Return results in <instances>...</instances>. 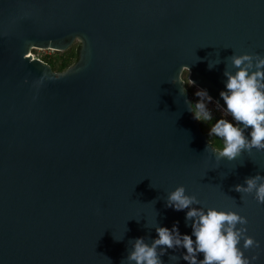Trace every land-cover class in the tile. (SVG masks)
<instances>
[{"label": "water", "instance_id": "obj_1", "mask_svg": "<svg viewBox=\"0 0 264 264\" xmlns=\"http://www.w3.org/2000/svg\"><path fill=\"white\" fill-rule=\"evenodd\" d=\"M76 40L63 71L30 53ZM243 54L264 57V0H0V264H135L157 226L191 235L188 210L166 206L181 185L246 217L259 247H239L264 264V204L234 190L264 176V150L218 161L183 78L225 107Z\"/></svg>", "mask_w": 264, "mask_h": 264}, {"label": "clouds", "instance_id": "obj_2", "mask_svg": "<svg viewBox=\"0 0 264 264\" xmlns=\"http://www.w3.org/2000/svg\"><path fill=\"white\" fill-rule=\"evenodd\" d=\"M230 58L237 70L234 74L224 71L226 90L219 93L225 105L223 111L230 119L222 117L216 120L207 131L208 137H217L222 141L219 146L210 147L208 143L206 147V150L210 148L217 154L218 161L222 158L231 161L243 151L264 150V57L243 54L232 55ZM208 67L211 70L214 66L209 64ZM191 85H194L193 81ZM182 91L185 93L186 88ZM195 96L199 98L195 103L187 100L186 103L194 118L205 124L213 119L208 107L213 103V98L204 89H198ZM215 103L220 106L218 101ZM249 129L248 135H245ZM244 183L246 186L236 185L234 190L247 194L254 192L256 201L264 204V176L257 174L246 178ZM198 204L200 201L197 197L187 195L182 185L170 192L166 206L176 211L188 210L185 219L191 221V235H182L178 223L173 224L171 229L157 226V238L150 245L145 243L143 237L136 238L126 259L135 264H163L161 257L167 250L177 248L186 250L182 259L187 264H252L258 259L257 256L249 259L239 247L241 239L245 250L259 247L258 241L246 235V217L235 211L216 208L205 211L193 206ZM201 254L203 258L198 259Z\"/></svg>", "mask_w": 264, "mask_h": 264}, {"label": "trees", "instance_id": "obj_3", "mask_svg": "<svg viewBox=\"0 0 264 264\" xmlns=\"http://www.w3.org/2000/svg\"><path fill=\"white\" fill-rule=\"evenodd\" d=\"M80 48H81L80 45L74 44L73 46L69 47L67 50L54 51L53 54L44 55L43 57H41V59L49 63L54 71H63L79 59ZM188 74H189L188 70H185L183 72V78L186 81L187 88L191 91L190 88L191 83L189 82ZM212 116L213 119L211 121H207L205 122V124L200 122L202 129L206 134L208 129L214 125L216 120L222 118L220 114H216ZM209 139L215 146H219L222 144V141L217 137H209Z\"/></svg>", "mask_w": 264, "mask_h": 264}, {"label": "built area", "instance_id": "obj_4", "mask_svg": "<svg viewBox=\"0 0 264 264\" xmlns=\"http://www.w3.org/2000/svg\"><path fill=\"white\" fill-rule=\"evenodd\" d=\"M191 83V82H190ZM198 89H204L202 87H200L199 85L195 84L194 85H191V97H192V100H193V103H195L199 98L195 96V92L198 90ZM205 90V89H204ZM212 97V96H211ZM213 98V97H212ZM215 102H217L214 98H213V103H210L208 105V107L211 109L212 111V115H216V114H220L223 118H228L230 119V117H227L226 114L224 113L223 111V106L220 104L217 105Z\"/></svg>", "mask_w": 264, "mask_h": 264}, {"label": "rangeland", "instance_id": "obj_5", "mask_svg": "<svg viewBox=\"0 0 264 264\" xmlns=\"http://www.w3.org/2000/svg\"><path fill=\"white\" fill-rule=\"evenodd\" d=\"M74 44H77V45H80V46H81L79 40H76V41L72 44V46H73ZM54 51H57V50H53V49H42V48H32L31 51H30V53H31L32 55H34V57L41 58V57H43L44 55H51V54H53ZM189 82H190V81H189ZM190 88H191V87H190Z\"/></svg>", "mask_w": 264, "mask_h": 264}]
</instances>
